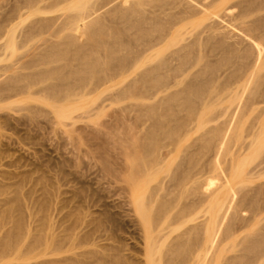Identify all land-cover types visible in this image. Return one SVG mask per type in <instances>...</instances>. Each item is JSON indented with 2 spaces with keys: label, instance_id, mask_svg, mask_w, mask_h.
Listing matches in <instances>:
<instances>
[{
  "label": "rangeland",
  "instance_id": "374dc122",
  "mask_svg": "<svg viewBox=\"0 0 264 264\" xmlns=\"http://www.w3.org/2000/svg\"><path fill=\"white\" fill-rule=\"evenodd\" d=\"M148 1L0 0V264H264V0Z\"/></svg>",
  "mask_w": 264,
  "mask_h": 264
},
{
  "label": "bare ground",
  "instance_id": "6f19581e",
  "mask_svg": "<svg viewBox=\"0 0 264 264\" xmlns=\"http://www.w3.org/2000/svg\"><path fill=\"white\" fill-rule=\"evenodd\" d=\"M138 1H139V0H138ZM136 2H137V1H136ZM145 2H147V1H145ZM148 2H150V0H149ZM155 2H156V1H155ZM134 3H135V2H134ZM156 3H157V2H156ZM212 3H214V2H212ZM135 4H136V3H135ZM143 4H144V2H143ZM152 4H153V3H152ZM216 4H217V3H216ZM155 5L157 6V4H155ZM209 5H211V4H209ZM133 6H134V4H133ZM135 6H136V5H135ZM199 6H200V5H199ZM215 6H216V5H215ZM206 7H207V6H205V8H206ZM155 8H156V7H155ZM205 8H204V9H205ZM136 9H137V8H136ZM157 9H159V8L157 7ZM197 9H198V8H197ZM154 10H155V9H154ZM155 11H156V10H155ZM160 11H162V10H160ZM163 11H164V10H163ZM185 12H186V11H185ZM207 12H208V11H207ZM180 13H182V12H180ZM199 13H200V12H199ZM187 14H188V12H187ZM182 15H183V13H182ZM196 15H197V14H196ZM175 16H176V15H175ZM188 16H189V15H188ZM124 20H125V19H124ZM183 20H184V19H183ZM185 20H186V19H185ZM125 22H126V21H125ZM177 22H178V21H177ZM182 22H183V21H182ZM178 23H179V22H178ZM171 24H172V23H171ZM171 26H172V25H171ZM173 27H174V26H173ZM169 29H170V27H169ZM166 30H167V29H166ZM181 31H182V30H181ZM183 33H184V32H183ZM118 34H119V33H118ZM177 34H179V33H177ZM110 35H111V34H110ZM167 36H168V35H167ZM167 36H166V37H167ZM178 36H179V35H178ZM109 37H110V36H109ZM162 38H164V37H162ZM160 40H163V39H160ZM158 41H159V39H158ZM197 41H198V40H197ZM153 42H154V41H153ZM161 42H162V41H161ZM155 43H156V42H155ZM170 43H172V42H170ZM191 45H192V44H191ZM258 45H259V44H258ZM155 46H156V45H155ZM197 46H199V45H197ZM193 47H194V44H193ZM194 48H196V46H195ZM197 48H198V47H197ZM257 48H258V47H257ZM191 49H192V48H191ZM259 49H260V47H259ZM147 50H148V49H147ZM259 51H260V50H259ZM261 51H262V50H261ZM261 51H260V54H261ZM262 53H263V52H262ZM160 54H161L160 51H158V52L156 53V57H159ZM260 54H259V56H260ZM147 55H149V54H147ZM153 55H154V54H153ZM153 55H152V56H153ZM158 55H159V56H158ZM261 55H262V54H261ZM144 56H145V55H144ZM144 56H143V57H144ZM262 56H263V55H262ZM156 57H155V58H156ZM146 58H148V57H146ZM150 58H151V57H150ZM159 58H160V57H159ZM163 58H164V57H163ZM166 58H167V57H166ZM256 58H257V57H256ZM143 59H144V58H143ZM151 59H152V58H151ZM156 59H157V58H156ZM167 59H168V58H167ZM140 60H141V59H140ZM144 60L146 61L147 59H144ZM148 60H149V58H148ZM148 60H147V61H148ZM158 60H159V59H158ZM179 60H180V59H179ZM258 60H259V59H258ZM147 61H146V62H147ZM155 61H156V60H155ZM163 61H164V60H163ZM167 61H168V60H167ZM142 62H144V61H142ZM148 62H149V61H148ZM148 62H147V63H148ZM164 62H165V61H164ZM164 62H163V63H164ZM254 62H255V61H254ZM139 63H140V61H139ZM139 63H137V64H139ZM153 63H154V62H152V64H153ZM160 63H161V62H160ZM160 63H159V64H160ZM165 63H166V62H165ZM165 63H164L163 65H162V63H161V65H159V66H160V69H161V66H162V67L165 66V68H166ZM256 63H257V61H256ZM262 63H264V62H262ZM141 64H143V63H141ZM152 64H151V65H152ZM252 64H253V63H252ZM181 65H182V64H181ZM248 65H249V64H248ZM263 65H264V64H263ZM135 66H136V65H135ZM157 66H158V65H157ZM159 66H158L157 68H159ZM255 66H256V65H255ZM184 67H186V66H184ZM153 68H154V67H153ZM180 68L182 69V66H181ZM250 68H251V67H250ZM148 69H149V68H148ZM160 69H159V71H161ZM162 69H163V68H162ZM173 69H174V68H173ZM188 69L190 70V67H189ZM188 69L185 68V70H188ZM150 70H151V69H150ZM153 70H156V69H153ZM156 71H158V70H156ZM159 71H158V72H159ZM163 71H164V70H162L161 72H163ZM171 71H172V70H171ZM171 71H169V72H171ZM182 71H184V70L182 69ZM182 71L180 70V72H182ZM245 71H246V70H245ZM245 71H244V72H245ZM152 72H154V71H152ZM166 72H167V69H166ZM148 73H150V72H148ZM171 73H172V72H171ZM173 73H174V72H173ZM183 73H185V71H184ZM246 73H247V72H246ZM246 73H245V74H246ZM252 73H253V72H252ZM156 74H157V73H156ZM156 74H155L154 78L156 77ZM165 74L168 75V73H165ZM167 75H166V76H167ZM170 75H171V74H170ZM243 75H244V74H243ZM250 75H251V74H250ZM150 76L152 77L151 73H150ZM150 76H149V78H150ZM160 76H161V75H160ZM164 76H165V75H164ZM147 78H148V77H147ZM162 78H163V77H162ZM157 79H158V78H157ZM163 84H164V83H163ZM156 85H157V84H156ZM158 86H159V85H158ZM165 86H166V85H165ZM161 87H162V85H161ZM161 87H160V88H161ZM210 98H211V97H209V99H210ZM212 98H213V96H212ZM214 98H215V97H214ZM210 101H211V100H210ZM207 102H208V101H207ZM204 103H205V102H204ZM208 103H209V102H208ZM208 103L205 104V108H208V109H209L210 107H208V105H211V104H210L211 102H210L209 104H208ZM202 104H203V103H202ZM206 105H207V107H206ZM200 106L202 107V105H200ZM203 107H204V105H203ZM203 107L201 108L202 110H200L201 113H202V111H203ZM198 111H199V110H198ZM200 111H199V112H200ZM204 111H205V110H204ZM203 113H204V114H203ZM203 113H202V115H200V116L198 115V116H199V122H200V124L202 123V125H200V127L204 126L205 123H203V122H205V121L208 119V118H206V120H205V117H206L205 113H206V111L203 112ZM198 114H199V113H198ZM206 114H207V113H206ZM203 115H204V118H203ZM208 117H209V116H208ZM202 118H203V119H202ZM195 119H196V118H194V120H195ZM194 120H193V121H194ZM197 120H198V119H197ZM200 120H201V121H200ZM208 120H209V119H208ZM210 120H212V119H210ZM194 122H195V121H194ZM197 122H198V121H197ZM208 122H209V121H207V123H208ZM207 123H206V124H207ZM203 124H204V125H203ZM198 125H199V124H198ZM198 125H197V127H199ZM216 129H217V128H215L214 130L216 131ZM214 130H213V131H214ZM221 130H222V129H221ZM221 130L218 129L217 131H219V132L221 133V132H223V131H221ZM213 133H214V132H213ZM210 134H211V133H210ZM221 134H222V133H221ZM214 135L217 136V137L219 138V135H218L217 133H214ZM221 136H222V135H221ZM211 138H213V136H212ZM218 138H217V139H218ZM221 138H222V137H221ZM222 140H223V138H222ZM214 141H215V140H214ZM216 141H217V140H216ZM219 146H220V144H219ZM172 151H173V150H172ZM173 152H174V151H173ZM217 152H218V151H217ZM167 153H168V151H167ZM167 155H169V153H168ZM169 156H170V155H169ZM157 157H158V156H157ZM165 157H166V156H165ZM158 159H159V157H158ZM162 159H164V157L161 158V160H162ZM151 160H152V159H151ZM159 160H160V159H159ZM155 161H156V160H155ZM157 161H158V160H157ZM169 162H170V161H169ZM161 163H162V162H161ZM165 163H166V162H165ZM213 163H214V162H213ZM151 164H152V163H151ZM156 164H157V163H156ZM166 164H167V163H166ZM211 164H212V163H211ZM164 165H165V164H164ZM215 165H217V164H215ZM215 165H213V166H215ZM162 166H163V165H162ZM158 167H159V165H158ZM163 167H164V166H163ZM166 167H168V166H166ZM169 167H170V163H169ZM210 167H211V166H210ZM210 167H209V168H210ZM154 168L156 169L155 166H154ZM159 168H162V167H159ZM159 168H158V169H159ZM215 168H217V167L215 166V167H214V170H216ZM150 169H151V168H150ZM165 169H166V168H165ZM210 169H212V168H210ZM217 169H218V168H217ZM152 170H153V168H152ZM159 170H160V169H159ZM155 171H157V170H155ZM161 171H162V169H161ZM211 171H212V170H211ZM216 171H217V170H216ZM150 172H151V171H150ZM159 172H160V171H159ZM209 172H210V171H209ZM151 173H152V172H151ZM148 174H149V173H148ZM154 174H155V172H154ZM194 174H195V173H194ZM196 174H197V173H196ZM149 175H150V174H149ZM151 175H153V174H151ZM154 176H155V175H154ZM154 176H153V177H154ZM156 176H157V175H156ZM156 176H155V177H156ZM184 176H185V175H184ZM196 176H197V175H196ZM153 177H151L150 180H151ZM193 177H194V176H193ZM201 177H202V176H201ZM231 177H232V176H231ZM231 177H230V179L227 177V178L229 179V181L231 180ZM140 178H141V177H140ZM143 178H144V177H143ZM147 178H149V177H147ZM185 178H186V177H185ZM185 178H184V179H185ZM187 178H188V177H187ZM189 178H190V177H189ZM145 179H146V178H145ZM196 179H198V178H196ZM146 180H147V179H146ZM146 180H145V181H146ZM193 180H194V179H193ZM198 180H199V179H198ZM198 180H197V181L194 180V181H195V182H198ZM143 181H144V180H142V182H143ZM152 181H153V179H152ZM152 181H151V182H152ZM180 181H181V180H180ZM182 181H183V180H182ZM186 181H187V179H186ZM186 181H185L184 183L181 182V184H182V183L185 184ZM189 181H190V180H189ZM194 181H193V182H194ZM138 182L141 183V180H140V181L138 180ZM147 182L150 183V181H146L145 184H146ZM201 182H202V181H201ZM211 182H212V181H211ZM225 182H226V181H225ZM231 182H232V181H231ZM140 183H139V184L137 183V186L140 185ZM148 183H147V184H148ZM198 183H199V182H198ZM204 183H206V182H204ZM194 184H195V183H194ZM207 184H208V183H207ZM210 184H211V183H210ZM226 184H228V182H226ZM226 184H225V185H226ZM141 185H144V183H143V184L141 183ZM178 185H179V184H178ZM185 185H186V184H185ZM185 185L182 186V187L184 188ZM192 185H193V184H192ZM225 185H224V186H223V185H222V186L220 185L221 187L219 186L220 188L217 189V191L214 189L215 191H212V194H211V193H208V195H207V197H209V195L211 194V195H210V196H211V200L209 201V200L207 199V200H208L209 202H211V203H209L208 201H207V202H208L209 205L212 204V206H211L212 209H209V211H211V210H212V211H211V212H207V211H208V208H210V207H209V205L206 203V206H208V207L206 208V211H205V212H207V215H208L209 213H211V215H212V214L214 215V220H213V222H211L212 225H209L210 223L208 224V223H206V222L204 221V222H205L204 224H208V225H209V226H207V225H202V226H204V227L207 226V227H205V228H207V229H205V228L203 227V228L205 229V231H204V229L200 226V228L203 229L204 233H206V235H204V236H206L204 240L207 242V244H211V245H212V243L215 241L214 238H215V236H216V234H217L216 232L218 231L217 227H219V226H218V225H219V224H218V222H219L218 220H219L221 217L224 216L223 214H226V213H227L226 211L229 209L228 207H230V206L227 207V205H231V204H226V203H231V202H232V200H231V201L229 200V196H230V195H228L232 189H231V190L229 189V191H228V190L225 188V187H226ZM166 186H167V185H166ZM202 186H203V185H202ZM204 186H205V185H204ZM209 186H210V185H209ZM227 186H228V185H227ZM229 186H230V185H229ZM177 188H178V187H177ZM200 188H201V187H200ZM207 188H208V187H207ZM228 188H229V187H228ZM157 189H158V188H157ZM198 189H199V187H198ZM201 189H203V187H202ZM182 190H183V189H182ZM184 190H185V189H184ZM187 190H188V189H187ZM195 190H196V189H195ZM209 190H210V189H209ZM177 191H178V190H177ZM193 191H194V190H193ZM196 191H197V190H196ZM227 191H228L229 193H228ZM182 192H183V191H182ZM182 192H181V193H182ZM194 192H195V191H194ZM197 192H198V191H197ZM197 192H196V193H197ZM204 192H205V191H203V195H204ZM206 192H207V190H206ZM206 192H205V193H206ZM209 192H210V191H209ZM183 193H185V191H184ZM183 193H182V194H183ZM198 193H200V191H199ZM171 194H172V193H171ZM182 194H181V195H182ZM203 195H202V196H203ZM170 196H171V195H170ZM178 196H179V195H178ZM178 196H176V197L178 198ZM182 196H183V195H182ZM182 196H181V198H182ZM174 197H175V196H174ZM179 197H180V196H179ZM177 198H175V200H176ZM199 198H200V197H199ZM202 198H203V197H202ZM179 199H180V198H179ZM230 199H232V198H230ZM143 200H144V199H143ZM143 200H142V197H141V196L138 197L137 202H136V204H137L136 206H137V208H139L138 210H141V211H142V213H141V214L143 215L142 217H144V219H145L146 217H148L147 215H148V213H149V211H150V210H149L150 208H148V204H147V205L145 204L147 201L144 202ZM145 200H146V199H145ZM171 200H172V199H171ZM228 200H229L230 202H228ZM148 201H149V200H148ZM195 201H196V200H195ZM198 201H199V199H198ZM198 201H197V202H198ZM201 201H202V200H201ZM204 201H205V200H204ZM172 202H173V201H172ZM172 202H171V203H172ZM174 202H175V201H174ZM176 202H177V200H176ZM197 202H196V203H197ZM205 202H206V201H205ZM166 203H167V202H166ZM224 203H225L226 205H225ZM200 204H201V203H200ZM202 204H203V202H202ZM202 204H201L200 206H199V204H198L197 207H198V208L201 207ZM166 205H167V204H166ZM169 205H170V203L167 205V207H169ZM171 205H173V204H171ZM171 205H170V206H171ZM193 205H194V204H193ZM203 205H204V204H203ZM224 205H225L226 209L228 208L226 211L224 210L225 208L222 209ZM206 206H205V207H206ZM160 207H161V206H160ZM162 207H164V206H162ZM205 207L203 206L202 208H205ZM164 208H165V207H164ZM164 208H163V209H164ZM170 208H171V207H170ZM172 208H173V207H172ZM192 208H193V207H192ZM192 208H190V209L192 210ZM194 208H196V206H195ZM194 208H193V210H194ZM198 208H197V209H198ZM230 208H231V207H230ZM163 209H162V210H163ZM188 209H189V208H188ZM197 209H196V210H197ZM162 210H161V211H162ZM164 210H166V209H164ZM168 210H169V208H168ZM183 210H184V209H183ZM183 210H181V211H183ZM221 210H222V211H221ZM141 211H140V212H141ZM185 211H187V210H184V212H185ZM198 211H199V210H198ZM201 211H202V210L200 209V212H201ZM165 212H166V211H165ZM165 212H164V213H165ZM187 212H188V211H187ZM187 212H186V213H187ZM190 212H191V211H189L188 214H190ZM193 212H194V211H193ZM200 212H198V213H200ZM219 212H220V213H219ZM221 212H222V213H221ZM223 212H226V213H223ZM166 213L168 214V212H166ZM180 213H181V212H180ZM180 213H178V214L180 215ZM182 213H183V212H182ZM167 214H166L165 217H167ZM183 214H184V213H183ZM188 214H186V216H190V215H188ZM194 214H197V213H194ZM220 214H222L223 216L220 217ZM179 215H178V217H179ZM209 215H210V214H209ZM211 215H210V217H211ZM163 216H164V214H163ZM180 216H181V219H182V218H183L182 216H184V215L181 214ZM186 216H184V221L187 222V219H188V218H186ZM218 216H219V219H217ZM178 217H177V218H178ZM191 217H193V216L191 215ZM177 218H175V219H177ZM185 218H186V219H185ZM178 219H179V218H178ZM178 219H177V221H178ZM189 219H190V218H189ZM189 219H188V220H189ZM191 219H192V218H191ZM207 219L209 220V217H207ZM207 219H206V220H207ZM216 219H217V221H218L217 224H216ZM146 220H147V218H146ZM179 220H180V219H179ZM182 221H183V220H181V222L178 221V222L181 223V225H180V223L178 224L179 228L182 227V225H183V224H182ZM210 221H212V219H211ZM210 221H207V222H210ZM220 221H221V219H220ZM178 222H176V223H178ZM176 223H175V224H176ZM183 223H184V222H183ZM219 223H220V222H219ZM148 224H149V222H148ZM216 225H217V227H216ZM171 229H172V228H171ZM174 229H175L176 231L179 230L178 228H174ZM20 230H21V228L19 227V228H18V232H19ZM172 230H173V229H172ZM172 230H170V231H172ZM199 230H200V229H199ZM216 230H217V231H216ZM170 231H169V232L167 231V232H168L169 234H170V233L172 234V232H170ZM201 231H202V230H201ZM160 232H162V231H160ZM160 232H159V233H160ZM199 232H200V231H199ZM168 233L166 234L167 236H169ZM173 233H174V231H173ZM200 233H201V232H200ZM154 234H155V233H154ZM151 235H152L153 238H154L153 240H152ZM151 235H150V237H151V239H150V240H151V241H150V246L148 245L149 249H147V252H146V255H148V250H149V253H150L149 255H150V256H149V257L147 256V257H148L147 259L151 258V259L148 260L149 262H150V260H151V262H150L151 264H162L163 261L160 260V259H163V258H165V257L168 256V255H166V256L163 257V258L160 257L161 255H162V256H164V255L162 254L161 251H158V250H159L158 248H159V246H163V248H164L165 245H163V244H161V243H160V244H161V245H160V244L158 243V241L156 242V243H158V244H156L155 241H154L156 236L153 235V233H152ZM159 235H161V233H160ZM162 235L164 236V234H162ZM163 236H162V237H163ZM167 236H166V238H167ZM157 237H158V236H157ZM162 237H161V239L163 240L164 237H163V238H162ZM14 238H15V239H14ZM16 238H17V235L14 236V237L9 238V241L5 244V245H6V248H8V247L10 248V247L12 246V244H14V243L16 242ZM206 238H207V239H206ZM156 239H157V238H156ZM159 239H160V238H159ZM159 239H158V240H159ZM153 241H154V242H153ZM159 241H160V240H159ZM164 241H166L165 238H164ZM164 241H163V243L165 244ZM161 242H162V241H161ZM202 242H203V241L201 240V243H202ZM178 243H179V242H178ZM181 243H182V242H181ZM151 244L153 245V247H152ZM154 244H156V245H154ZM185 244H186V243H185ZM202 244H206V243H202ZM157 245H158V247H157ZM179 245H180V244H179ZM197 245H198V244H197ZM197 245L195 246V248L197 247ZM154 246H155V247H154ZM172 246H173V245H172ZM180 246H181V245H180ZM185 246H186V245H184V247H185ZM190 246H191V245H190ZM199 246H200V245H199ZM199 246H198V247H199ZM206 246H207V245H206ZM208 246H209V245H208ZM156 247H157V248H156ZM166 247H167V245H166ZM188 247H189V246H188ZM201 247H202V245H201ZM204 247H205V246H204ZM209 247H210V246H209ZM209 247H207V248L209 249ZM150 248H151L152 250H151ZM153 248H154V249H153ZM155 248L157 249V251L155 250ZM160 248H161V247H160ZM163 248H162V250H163ZM174 248L176 249V247H174ZM182 248H183V247H182ZM192 248H193V247H192ZM180 249H181V248H180ZM180 249H179V250H180ZM190 249H191V248H190ZM190 249H189V250H190ZM193 249H194V248H193ZM199 249H200V248H199ZM204 249H206V247H205ZM208 249L204 250V252H206ZM170 250H172V248H171V249H168V251H170ZM185 250H186V248H185ZM201 250H202V248L200 249V251H201ZM164 251H165V250H164ZM175 251H176V250H175ZM177 251H178V250H177ZM177 251H176V252H177ZM194 251H195V250H194ZM200 251H195V252H196V255L198 254V255H197V258L199 257L198 261H199L200 258H201L200 255H199V253H198V252H200ZM158 252H159V253H158ZM171 252H173V251H171ZM187 252H188V250H187ZM189 252H193V251L191 250V251H189ZM207 252H208V251H207ZM156 253H157V255H156ZM165 253H166V252H165ZM183 253H185L184 250H183ZM200 253H201V252H200ZM187 254H188V253H187ZM194 254H195V253H194ZM154 255H155V257L158 256L159 259H158V258H155ZM159 255H160V256H159ZM196 255H193V253H192V256H195V257H193V261H194V259L196 258ZM192 256H191V257H192ZM201 256H202V255H201ZM178 257H179V256H178ZM181 257H182V255H181ZM188 257H189V256H188ZM191 257H189L190 260H191ZM152 258H153V260H152ZM154 258H155V259H154ZM166 258H167V257H166ZM197 258L195 259V261H197ZM202 258H203V257H202ZM202 258H201V260H203ZM156 259L159 261V263H158V261H156ZM189 259L187 258L186 260H189ZM201 260H200V261H201ZM160 261H161V262H160ZM177 261H178V260H177ZM177 261L175 262V264L177 263ZM193 261L191 260V263H190L189 261H188V262L185 261L186 263H185V262H184V263H185V264H187V263H189V264H195V263H192ZM195 261H194V262H195ZM198 261H197L196 263H199V262H200V261H199V262H198ZM212 261H213V260H212ZM167 262H168V261H167ZM182 262H183V261H182ZM150 263H149V264H150ZM200 263H201V262H200ZM211 263H212V262H211Z\"/></svg>",
  "mask_w": 264,
  "mask_h": 264
}]
</instances>
